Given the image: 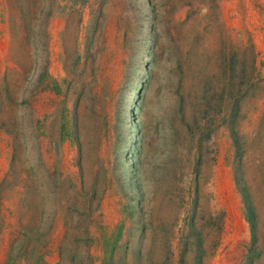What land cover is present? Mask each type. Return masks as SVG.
Returning <instances> with one entry per match:
<instances>
[{
    "label": "rangeland",
    "instance_id": "obj_1",
    "mask_svg": "<svg viewBox=\"0 0 264 264\" xmlns=\"http://www.w3.org/2000/svg\"><path fill=\"white\" fill-rule=\"evenodd\" d=\"M0 264H264V0H0Z\"/></svg>",
    "mask_w": 264,
    "mask_h": 264
}]
</instances>
